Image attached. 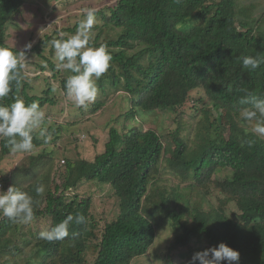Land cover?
I'll return each mask as SVG.
<instances>
[{"label": "trees", "instance_id": "16d2710c", "mask_svg": "<svg viewBox=\"0 0 264 264\" xmlns=\"http://www.w3.org/2000/svg\"><path fill=\"white\" fill-rule=\"evenodd\" d=\"M22 3L0 0V47L12 49L6 44V25ZM237 10L235 0H119L95 14L103 25L95 26L89 47L104 46L112 59L95 82L96 99L79 108L72 125L93 120L122 94V116L129 125L122 131L110 128L106 151L94 161L66 159V173L57 168L53 174L54 158L41 162L47 158L42 153L26 157L12 177L3 179L15 185L23 181L17 189L32 197V221L38 224L25 231L23 223L0 217V264H134L149 256L166 225L173 236L168 264L178 257L189 264L195 253L221 242L239 251V264H264V139L250 131L255 120L240 118L249 107L242 99L264 98V63L249 71L240 59L264 57V31L256 34L250 18L237 19ZM76 29L62 32L74 35ZM69 37L48 38L44 44ZM51 52L49 66L40 69L52 71V79L61 75L59 89L66 95L65 82L74 73L58 68ZM20 62L22 79L12 83L0 105L22 100L38 102L41 110L55 106V86L47 82L42 94H31L26 62L22 57ZM194 91L202 98L195 104L193 124L177 122L169 134L164 128L145 129L150 116L177 112ZM64 130L60 124L50 133ZM33 144L42 140L34 138ZM10 154L0 139V160ZM164 164L171 178L160 184ZM55 175L61 180H53L52 187ZM84 184L110 187L118 200L114 220L102 226L90 212L93 199L71 194ZM41 185L42 197L35 191ZM231 202L237 208L234 216ZM69 215L85 220L77 224L74 219L64 240L40 238ZM19 235L23 242L17 241Z\"/></svg>", "mask_w": 264, "mask_h": 264}, {"label": "rangeland", "instance_id": "374dc122", "mask_svg": "<svg viewBox=\"0 0 264 264\" xmlns=\"http://www.w3.org/2000/svg\"><path fill=\"white\" fill-rule=\"evenodd\" d=\"M119 0H23V3L18 7L17 11L9 17L6 25V44L18 52H29V55H22L26 62L25 70L28 76L31 89V94H42L47 90V82H51L57 95V104L55 106H45L42 111L45 113V125L50 133V128H58V125L65 126V130L59 133H50L51 140L35 146L32 152L12 153L5 159L0 160V190L7 191L9 187H21L23 181H19L15 185L14 181L6 182L3 179L10 178L13 175L15 168L29 156L38 157L42 153L47 154V158L41 162H49L48 158H54L53 174H56V169L59 168L62 173H66L64 167L66 159H85L94 161V159L104 154L106 151V144L109 140V131L111 127H116L122 131L124 125L128 124L123 118V106L126 105L124 94L114 98L109 102L104 112L97 114L93 120L77 125H72V122L78 119L77 113L80 114L78 106H76L64 93L59 89L60 78L58 76L52 79L53 73L50 70L41 71V67L49 66L47 59L52 58L54 48L51 42L44 44L48 38H58L61 33L72 36L67 31L69 28L75 29L77 24L85 18L86 10L94 9L95 14L99 10H104L109 7H114ZM237 3V19H249L250 23L255 26L256 34L264 31V0H235ZM95 24L90 35L97 34L95 26H102L103 22L95 15ZM260 28V31H259ZM77 30V29H76ZM76 33V32H75ZM108 36V35H107ZM109 36H113L109 34ZM31 44V48L26 45ZM39 46L40 50H36ZM42 55V56H41ZM55 56V54H54ZM27 61L29 63H27ZM59 64V63H58ZM49 69V68H48ZM202 98V93L194 91L190 94L189 101L181 107L177 112L171 111L166 116L159 114L157 116L149 117L146 121L145 129H159L164 128L165 132L169 134L178 128L177 122L185 124H193V117L197 115L198 110L195 104ZM123 103V106H122ZM178 120V121H177ZM139 123V122H138ZM69 124V125H68ZM129 125V124H128ZM185 127V126H184ZM58 136V138H57ZM164 172L160 176V184L167 182L171 178L166 170L165 164ZM34 171H28L31 175ZM228 174V173H227ZM55 178V179H53ZM53 180L57 182L58 175L52 176V187L55 185ZM39 184L38 179L35 180ZM169 186L171 183L168 182ZM176 186V185H174ZM45 190L42 194H45ZM83 194L85 197L90 196L93 199L91 214L101 223L105 225L107 222L114 220L118 212V200L113 197L108 186L82 185L79 189L76 188L71 194ZM215 199L213 198V202ZM216 203V202H215ZM229 213L235 215L237 212L236 205L231 202ZM2 215H0L1 217ZM231 216V217H233ZM48 220V219H46ZM45 221L40 220L39 225L43 226ZM31 224V226H30ZM21 225L20 229L30 231L28 228L37 225L36 221ZM17 241L23 242V238ZM172 230L166 225L158 233L155 248L151 250L149 256L140 258L134 264H168L167 249L172 240ZM2 259L5 258L4 252L1 254ZM176 257V255H175ZM93 259V255H89V260ZM175 264H188L182 259H173Z\"/></svg>", "mask_w": 264, "mask_h": 264}, {"label": "clouds", "instance_id": "9594fccd", "mask_svg": "<svg viewBox=\"0 0 264 264\" xmlns=\"http://www.w3.org/2000/svg\"><path fill=\"white\" fill-rule=\"evenodd\" d=\"M95 10L88 9L76 33L67 39H54L51 45L55 50V58L60 62L57 67L74 73L65 82L67 97L78 107H86L96 99L98 89L96 81L109 69L111 55L104 46L89 47L90 33L94 27ZM64 34L61 33V36ZM31 44L26 45L31 48ZM22 52H14L7 47H0V98L7 97L12 91L11 85H17L22 79L23 64L20 62ZM244 69L254 71L264 63L261 56H241ZM249 107L240 111V118L244 121H256L251 127V133L264 139V98L248 96L241 100ZM42 139L44 143L51 140V134L45 125V113L38 102L25 104L16 100L10 105H0V139L12 153L32 152L33 140ZM249 146L251 142H248ZM243 146V143L242 145ZM44 187L37 186V194L44 192ZM0 215L13 223L28 224L34 218L32 197L16 187H9L7 191L0 190ZM75 219L77 224L83 223L85 217L75 218L67 216L51 231H43L40 238L46 241L64 240L69 235V224ZM239 251L221 242L203 251L195 253L189 264H239Z\"/></svg>", "mask_w": 264, "mask_h": 264}]
</instances>
